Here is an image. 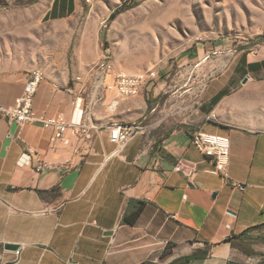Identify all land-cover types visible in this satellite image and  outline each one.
<instances>
[{"label": "crops", "instance_id": "obj_1", "mask_svg": "<svg viewBox=\"0 0 264 264\" xmlns=\"http://www.w3.org/2000/svg\"><path fill=\"white\" fill-rule=\"evenodd\" d=\"M17 1L0 9V105H13L27 72L41 67L35 115L70 117L80 87L70 83L69 45L75 36L99 35V17L122 0ZM45 26L53 30L43 39L56 45L49 62L46 51L28 46ZM230 57L205 82L195 108L149 101L144 85L106 116V92L85 115L87 142L52 145L40 123L0 117V264H166L193 252L198 256L183 264L239 262L227 237L264 231V48ZM164 84L152 87V98ZM117 119L143 126L122 147L107 129ZM196 130L229 139L228 180L206 172L211 163L191 142ZM77 145L87 150L82 160ZM27 148L52 164L73 165L36 173ZM138 201L145 202L139 216L125 222ZM5 243L19 247L6 250Z\"/></svg>", "mask_w": 264, "mask_h": 264}, {"label": "rangeland", "instance_id": "obj_2", "mask_svg": "<svg viewBox=\"0 0 264 264\" xmlns=\"http://www.w3.org/2000/svg\"><path fill=\"white\" fill-rule=\"evenodd\" d=\"M134 3L110 19L111 12L99 17L95 32L81 40L72 39L67 63L75 75L70 83L88 93L94 88L93 67L103 55L111 58L114 68L130 72L155 70L157 78L145 84L148 100L160 105L182 103L195 107L199 91L210 78L231 62V53L257 52L264 48V0H122ZM17 0H0V9ZM33 0H28V3ZM111 10V9H110ZM53 30L44 27L38 40L32 38L29 49L46 51V62L55 51L54 40L43 38ZM44 57L43 59L46 60ZM165 81L163 90L151 97L157 82ZM183 92L182 97L174 93ZM103 103L106 116L113 91H107ZM131 99V98H130ZM102 101H99L100 104ZM240 246L241 264H264V231L248 235ZM248 250L251 253L244 252ZM164 258L145 264H162Z\"/></svg>", "mask_w": 264, "mask_h": 264}, {"label": "built area", "instance_id": "obj_3", "mask_svg": "<svg viewBox=\"0 0 264 264\" xmlns=\"http://www.w3.org/2000/svg\"><path fill=\"white\" fill-rule=\"evenodd\" d=\"M93 76L94 88L97 92L94 94L93 91L88 93L79 91L73 98L72 116L67 117L63 112L50 116H36L33 111V99L45 74L41 67H34L27 72L26 82L14 104L0 105V117L17 124L35 121L40 123L43 128L51 131L50 144L52 145L60 142L68 146L71 138L83 143L88 141L91 128L84 118L85 115L90 114L95 101L104 100L106 92L113 91L114 94L106 105L111 112H114L120 101L136 97L147 82L157 78L155 70L130 72L115 69L111 58L105 54L95 63ZM107 129L110 141L122 147L130 137L143 130V126L136 121L126 122L117 119L111 120L107 124ZM191 142L210 161L211 168L206 172L220 175L228 180L229 139L225 136L196 130L192 133ZM73 152L82 160L87 150L77 145ZM23 155L36 173H42L51 168L69 170L73 165L70 159L52 164L29 148L24 151ZM233 184L239 186V183L233 182ZM57 208L58 206L53 207L52 210Z\"/></svg>", "mask_w": 264, "mask_h": 264}, {"label": "trees", "instance_id": "obj_4", "mask_svg": "<svg viewBox=\"0 0 264 264\" xmlns=\"http://www.w3.org/2000/svg\"><path fill=\"white\" fill-rule=\"evenodd\" d=\"M133 4L132 3H128L127 1L122 2L119 6H117L116 8H114L111 11V13L109 15V18L110 19L114 18L119 12L131 7ZM144 204H145L144 201H138V204H137L136 208L129 215H126L124 217V221L127 222V223H133L136 220V218L139 216L141 210L143 209ZM253 229L254 228H250L249 231H251ZM248 238H249V236L246 234V232H242V233L237 234V235H233V234L230 235L229 237H227V240L233 246H240V244L244 240H246ZM243 251L247 252V253H251L248 250H244L243 249ZM197 256H198V253L193 252V253L188 254V255L177 257V258L171 260L170 262H168L166 264H183V263H185V262L189 261L190 259H192L194 257H197ZM228 264H241V263L229 262Z\"/></svg>", "mask_w": 264, "mask_h": 264}, {"label": "water", "instance_id": "obj_5", "mask_svg": "<svg viewBox=\"0 0 264 264\" xmlns=\"http://www.w3.org/2000/svg\"><path fill=\"white\" fill-rule=\"evenodd\" d=\"M246 79H244L245 81ZM19 247L18 244H13V243H5L3 244V248L6 250H17Z\"/></svg>", "mask_w": 264, "mask_h": 264}]
</instances>
